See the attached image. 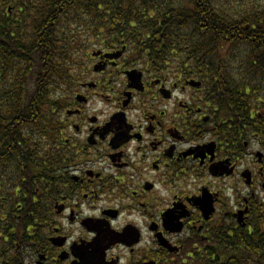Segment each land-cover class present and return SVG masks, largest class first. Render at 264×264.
I'll return each instance as SVG.
<instances>
[{"label": "flooded vegetation", "instance_id": "flooded-vegetation-1", "mask_svg": "<svg viewBox=\"0 0 264 264\" xmlns=\"http://www.w3.org/2000/svg\"><path fill=\"white\" fill-rule=\"evenodd\" d=\"M64 3L0 0V264L261 262V94L230 106L227 61L112 27L73 38L51 110L18 108L48 92L39 48Z\"/></svg>", "mask_w": 264, "mask_h": 264}, {"label": "trees", "instance_id": "trees-1", "mask_svg": "<svg viewBox=\"0 0 264 264\" xmlns=\"http://www.w3.org/2000/svg\"><path fill=\"white\" fill-rule=\"evenodd\" d=\"M241 1L243 4L239 7L232 0H65L62 11L65 31L62 35H48L45 46L39 48V52L47 55L42 60L48 69L45 81L48 92L37 100L33 98L23 104L18 101L16 106L51 110L57 104L52 88L63 81L67 84L73 61L77 59L71 45L73 38L90 29L112 27L150 30L158 37L155 40L161 47L160 57L168 53L171 44L202 45L207 55L201 53L197 59H223L227 61L226 70L235 69L240 73L238 80L231 72L223 74V91L228 94L230 106L236 101L248 100L244 96L247 91L261 94L259 98L264 100V0ZM159 12L171 13L176 24H170L169 17L163 15L166 25H159L156 16ZM100 33L92 32L97 36ZM83 53L84 49L77 53L81 59ZM33 81L36 86L38 81H43V76H34ZM258 264H264V258Z\"/></svg>", "mask_w": 264, "mask_h": 264}, {"label": "rangeland", "instance_id": "rangeland-1", "mask_svg": "<svg viewBox=\"0 0 264 264\" xmlns=\"http://www.w3.org/2000/svg\"><path fill=\"white\" fill-rule=\"evenodd\" d=\"M252 0H250L251 2ZM233 3H235L237 6H242L243 2L241 0H232ZM247 3L249 2V0L246 1ZM227 6V5H226ZM228 7V6H227Z\"/></svg>", "mask_w": 264, "mask_h": 264}]
</instances>
